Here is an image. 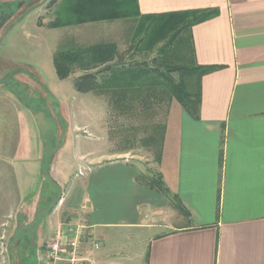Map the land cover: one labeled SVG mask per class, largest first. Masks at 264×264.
I'll list each match as a JSON object with an SVG mask.
<instances>
[{
    "label": "crops",
    "instance_id": "1",
    "mask_svg": "<svg viewBox=\"0 0 264 264\" xmlns=\"http://www.w3.org/2000/svg\"><path fill=\"white\" fill-rule=\"evenodd\" d=\"M36 1L0 0V40L20 4L38 9ZM138 2L144 14L218 9L191 30L190 60L219 66L201 77L199 116L176 99L167 110L156 164L168 191L151 187L135 155L108 138L104 149L81 144L82 182L76 198L67 196L49 175L45 140L35 155L34 144L22 150L19 139L5 135L2 115L11 112L1 102L16 103L8 90L38 88L41 77L0 56V224L18 229V256L36 263L46 243L41 225L59 213L49 230L62 229L66 240L83 226L85 255L95 264H264V0ZM41 175L47 179L39 184ZM28 226L34 229L23 232ZM137 243L144 248L134 255Z\"/></svg>",
    "mask_w": 264,
    "mask_h": 264
},
{
    "label": "rangeland",
    "instance_id": "2",
    "mask_svg": "<svg viewBox=\"0 0 264 264\" xmlns=\"http://www.w3.org/2000/svg\"><path fill=\"white\" fill-rule=\"evenodd\" d=\"M52 1L37 0L36 2H41L38 9L34 7L35 4L22 2L18 12L7 22V30L3 32L0 40L1 57L17 63L18 67L27 68V74L33 77H41L36 82L40 86L38 88L18 85L17 95L8 90L7 94L16 103L12 105L9 100L1 102L6 112L12 113L2 115L7 117L4 128L6 137L12 135L19 139L22 150L26 148L25 144H34L35 155L41 154L45 140L48 161L53 157L49 175L60 182L67 191V196L74 195L82 182L80 173L85 160L78 156L81 144L89 147L97 145L104 149L109 143L108 138H112L117 149L128 150L135 155V161L143 166L147 175L157 176L156 149L143 143V138L152 132L151 126L165 121L167 104L155 105L140 115H121L110 106L106 96L94 91L84 93L76 90L75 78L81 73L80 70L60 78L53 60L59 48L85 46L101 41L117 43L121 52L127 50L132 44L136 21L104 20L67 28H50L47 23L55 16L57 5L56 1L55 5ZM26 10L32 13L25 14ZM156 54V49L147 53L133 52L127 54L125 60H147L151 63ZM173 78L179 82L186 80L187 76L175 72ZM178 105L182 107L180 103ZM13 117L17 118L18 130L11 119ZM46 175H41L39 184L42 178L47 179L44 177ZM78 180L80 181L77 182ZM57 214L51 220H44L41 225L46 233L45 240L55 233V230L49 229L58 224L60 214ZM69 221L67 219L66 223ZM73 224L68 223L71 227ZM26 229L32 231L34 227H24L23 232ZM19 235L18 229L12 223L0 224V264H24L17 254ZM135 238L136 235L129 239L133 242ZM143 248L142 243H137L130 250L134 254ZM136 262L133 261L134 264H144L142 258ZM36 264H45L44 257H40Z\"/></svg>",
    "mask_w": 264,
    "mask_h": 264
},
{
    "label": "trees",
    "instance_id": "3",
    "mask_svg": "<svg viewBox=\"0 0 264 264\" xmlns=\"http://www.w3.org/2000/svg\"><path fill=\"white\" fill-rule=\"evenodd\" d=\"M55 1V16L50 22L53 28L104 20L136 21L132 44L122 52L117 43L109 41L59 48L53 60L60 78L80 70L75 78L76 90L106 96L110 106L121 115H140L158 104H167V114L170 103L176 99L192 116H199L201 77L219 66L199 65L190 60L194 55L191 30L195 24L216 16L217 8L144 14L138 0L52 2L55 4ZM155 49L157 54L151 63L125 60L127 54ZM175 72L187 76V79L176 82L173 78ZM151 127L152 132L143 138V143L156 149L157 161L162 156L165 121ZM146 181L151 187L168 191L159 172L157 176L148 175ZM22 259L24 264H36L34 256Z\"/></svg>",
    "mask_w": 264,
    "mask_h": 264
},
{
    "label": "built area",
    "instance_id": "4",
    "mask_svg": "<svg viewBox=\"0 0 264 264\" xmlns=\"http://www.w3.org/2000/svg\"><path fill=\"white\" fill-rule=\"evenodd\" d=\"M84 227L76 225L74 233L64 240V231L57 230L54 235L46 240L42 248V257L45 264H95L85 255L83 247L85 233ZM92 245L96 248L101 246L99 240H93Z\"/></svg>",
    "mask_w": 264,
    "mask_h": 264
}]
</instances>
